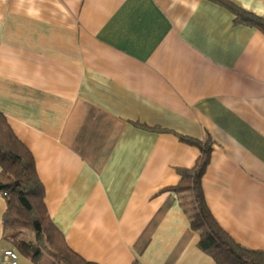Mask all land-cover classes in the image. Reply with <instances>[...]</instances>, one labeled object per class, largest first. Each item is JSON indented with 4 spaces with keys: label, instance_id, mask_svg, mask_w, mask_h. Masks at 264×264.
I'll return each mask as SVG.
<instances>
[{
    "label": "crops",
    "instance_id": "1",
    "mask_svg": "<svg viewBox=\"0 0 264 264\" xmlns=\"http://www.w3.org/2000/svg\"><path fill=\"white\" fill-rule=\"evenodd\" d=\"M229 1L264 17V0ZM0 112L91 263L218 264L170 189L200 155L182 137L211 141L217 222L264 251V33L218 0H0ZM6 209L0 194V249L35 264Z\"/></svg>",
    "mask_w": 264,
    "mask_h": 264
},
{
    "label": "trees",
    "instance_id": "2",
    "mask_svg": "<svg viewBox=\"0 0 264 264\" xmlns=\"http://www.w3.org/2000/svg\"><path fill=\"white\" fill-rule=\"evenodd\" d=\"M231 9L238 23L256 27L264 33V17L246 11L229 0H218ZM200 148L191 168H180L179 182L171 186L179 195L191 227L198 231V246L218 264H264V251L249 249L217 222L207 205L202 187L203 174L210 162L211 141L182 137ZM0 194L7 201L3 215L5 239L35 264H93L67 243L63 231L50 218L44 203V186L39 179L30 149L16 136L0 112ZM28 231L30 241L20 234Z\"/></svg>",
    "mask_w": 264,
    "mask_h": 264
},
{
    "label": "built area",
    "instance_id": "3",
    "mask_svg": "<svg viewBox=\"0 0 264 264\" xmlns=\"http://www.w3.org/2000/svg\"><path fill=\"white\" fill-rule=\"evenodd\" d=\"M19 254L14 248L0 249V264H19Z\"/></svg>",
    "mask_w": 264,
    "mask_h": 264
},
{
    "label": "rangeland",
    "instance_id": "4",
    "mask_svg": "<svg viewBox=\"0 0 264 264\" xmlns=\"http://www.w3.org/2000/svg\"><path fill=\"white\" fill-rule=\"evenodd\" d=\"M29 233L30 232H28V231L23 232L22 237L25 238L26 236H28L27 234H29ZM44 258H45V261L47 264H49L51 262L49 258H47V257H44Z\"/></svg>",
    "mask_w": 264,
    "mask_h": 264
}]
</instances>
